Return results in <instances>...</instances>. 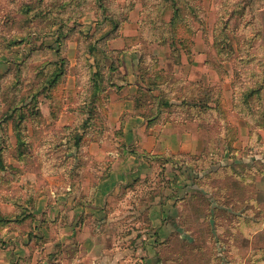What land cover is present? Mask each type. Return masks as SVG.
I'll list each match as a JSON object with an SVG mask.
<instances>
[{"label":"rangeland","instance_id":"obj_1","mask_svg":"<svg viewBox=\"0 0 264 264\" xmlns=\"http://www.w3.org/2000/svg\"><path fill=\"white\" fill-rule=\"evenodd\" d=\"M124 51L136 52V114L159 96L174 106L157 118L203 124L187 129L197 154L128 148L146 170L117 192L130 198L123 225L155 244L144 213L156 199L165 235L152 264H264V0H0L1 247L13 232L43 247L38 204L106 174L95 149L125 148L105 120ZM152 82L162 95L143 91Z\"/></svg>","mask_w":264,"mask_h":264},{"label":"crops","instance_id":"obj_2","mask_svg":"<svg viewBox=\"0 0 264 264\" xmlns=\"http://www.w3.org/2000/svg\"><path fill=\"white\" fill-rule=\"evenodd\" d=\"M135 53L124 51L121 55L122 64L117 71L119 76L115 77V86L105 104L108 109L105 119L109 127L107 135L112 139L115 136V141L125 148L121 151L114 148L107 153L95 149L93 159L102 155L108 158L110 165L108 170L105 169L107 173L101 174L100 167L94 170L96 174L91 173L90 180L63 183L67 193L52 198L51 203L46 200L44 205L38 204L37 210L42 208L50 226L49 229L34 231L43 237L44 246L39 249L25 242L28 235L19 238L13 232L12 245L8 248L0 245V264H152L156 247L164 241L165 210L161 201L155 199V203L151 202L150 212L146 209L144 213L155 244L151 240L144 242L146 230L127 229L128 226L123 225L124 214H128L124 209L130 198L117 197V192L141 178L146 170L138 162L133 166L132 160L138 155L128 154V148L135 147V154L144 152L156 156L197 154L200 148L195 133L187 130L192 129L189 125L194 126L195 122L173 125L161 117L149 126L144 117L135 113L134 96L141 87L135 79ZM95 106L99 108L98 104ZM105 140L107 136L99 144ZM126 190H129L128 187ZM117 228L125 230L118 238L115 235ZM135 233L139 234L135 236ZM21 260H24L23 263Z\"/></svg>","mask_w":264,"mask_h":264},{"label":"trees","instance_id":"obj_3","mask_svg":"<svg viewBox=\"0 0 264 264\" xmlns=\"http://www.w3.org/2000/svg\"><path fill=\"white\" fill-rule=\"evenodd\" d=\"M174 19V16L171 18V21L172 22ZM140 81L142 82V80L140 79ZM158 90L159 91V94L162 95V89L161 87L158 85V84H153L152 83H149L147 88L143 89V91L145 93H152V90ZM95 91L97 93H99L100 91H98V88L95 89ZM154 102H155V106H154V113L149 116V117H145L144 115H141L142 117H144L146 120H147V123L149 126H151L154 122V120H157V115H161L163 114V108L167 107V106H172L173 104H171L170 101H166V100H163V98L159 97V96H155L153 99H152ZM137 102L138 100H135V110L139 107H137ZM183 103L180 105V106H176L177 108H180L182 109L183 108ZM174 106V105H173ZM195 108L197 107V109L199 110H206L207 109V103H204V104H198L197 106H194ZM193 113V112H192ZM157 118V119H156ZM181 123H185V122H195L197 123V126L199 128H202V124H203V120H200L199 118H197V116H195V114H192L191 116H185L183 118H181ZM162 245L161 244H158V246L156 247V250H157V254L160 253L162 250H161V247Z\"/></svg>","mask_w":264,"mask_h":264}]
</instances>
